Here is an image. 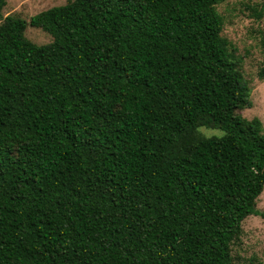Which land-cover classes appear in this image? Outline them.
Segmentation results:
<instances>
[{"label": "trees", "instance_id": "1", "mask_svg": "<svg viewBox=\"0 0 264 264\" xmlns=\"http://www.w3.org/2000/svg\"><path fill=\"white\" fill-rule=\"evenodd\" d=\"M224 1L70 0L25 21L0 0V264H234L264 126L239 113Z\"/></svg>", "mask_w": 264, "mask_h": 264}, {"label": "rangeland", "instance_id": "2", "mask_svg": "<svg viewBox=\"0 0 264 264\" xmlns=\"http://www.w3.org/2000/svg\"><path fill=\"white\" fill-rule=\"evenodd\" d=\"M70 0H6L3 16H16L29 21L36 14L49 8L62 6ZM262 0H225L217 6L224 21L222 35L230 42L235 55L242 57V71L250 86L253 106L240 111L251 120L258 118L264 126V81L258 79L263 66L259 41L264 34V14L255 19L246 6L259 4ZM25 37L36 45L51 41V36L38 28L27 26ZM206 136H220L218 130L200 129ZM259 215L249 216L242 223V234L232 246L234 264H264V190L257 200Z\"/></svg>", "mask_w": 264, "mask_h": 264}]
</instances>
